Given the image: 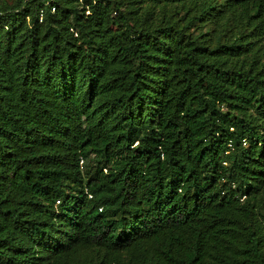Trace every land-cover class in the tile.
I'll return each mask as SVG.
<instances>
[{
	"label": "trees",
	"instance_id": "trees-1",
	"mask_svg": "<svg viewBox=\"0 0 264 264\" xmlns=\"http://www.w3.org/2000/svg\"><path fill=\"white\" fill-rule=\"evenodd\" d=\"M0 264H264V0H0Z\"/></svg>",
	"mask_w": 264,
	"mask_h": 264
},
{
	"label": "rangeland",
	"instance_id": "rangeland-1",
	"mask_svg": "<svg viewBox=\"0 0 264 264\" xmlns=\"http://www.w3.org/2000/svg\"><path fill=\"white\" fill-rule=\"evenodd\" d=\"M126 4H124V8L126 7L125 6ZM160 12V11H159ZM221 25H219L218 27L216 26V31L220 32L222 31L223 29L220 27ZM215 27V26H214ZM207 29H213V25L212 24H209L207 25V27H203L202 30H207Z\"/></svg>",
	"mask_w": 264,
	"mask_h": 264
}]
</instances>
